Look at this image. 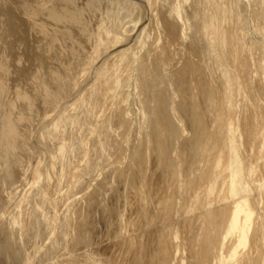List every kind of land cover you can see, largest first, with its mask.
I'll use <instances>...</instances> for the list:
<instances>
[{
	"label": "rangeland",
	"instance_id": "obj_1",
	"mask_svg": "<svg viewBox=\"0 0 264 264\" xmlns=\"http://www.w3.org/2000/svg\"><path fill=\"white\" fill-rule=\"evenodd\" d=\"M103 1L89 26L97 45L101 43L98 57L106 66L105 75L93 77V86L98 84L97 89L92 87L95 103L90 108L93 105L95 111L93 107L89 116L88 109L81 113L80 119L87 115V120L73 131L77 143L67 157V168L73 167L66 174L71 198L61 209L72 204L68 243L80 237L82 225L86 229L88 240L76 251L91 262L79 263L152 264L157 252L164 264H264V0H135V8L130 7L132 0ZM0 3L17 4L16 0ZM98 19L101 25L96 26ZM4 40L0 32V44ZM96 41H67L63 54L70 65L64 62L61 69L67 65L72 68L66 69H71L68 74L75 69L80 71L77 79L85 78L90 62L98 59ZM70 47L74 52H69ZM80 61H89L87 68ZM70 92L61 99L67 105L59 103L46 111V119L35 111L25 127L31 141L45 131L42 121L47 125L54 115L67 112ZM75 108L73 112L79 114L80 104ZM92 113L97 119L90 121ZM85 121H90L89 129ZM104 128L111 130L107 133ZM54 138L61 146V140ZM91 166L96 169L91 171ZM244 198H249L254 211L249 241L239 248L235 260L222 262L220 257L228 253L235 236L222 240L226 226L217 223L219 214L228 213L233 202ZM212 214L218 217L212 219ZM51 235L39 241L38 250L50 244Z\"/></svg>",
	"mask_w": 264,
	"mask_h": 264
},
{
	"label": "bare ground",
	"instance_id": "obj_2",
	"mask_svg": "<svg viewBox=\"0 0 264 264\" xmlns=\"http://www.w3.org/2000/svg\"><path fill=\"white\" fill-rule=\"evenodd\" d=\"M132 1H133L132 3L130 2V7L133 6L135 8V5H134L135 0H132ZM16 2L17 4L15 5L12 4V6H7V5L5 6L4 3H0V32L3 34V37L5 38V40L3 41V44H0V264H80L79 260H82L81 262H83V260L85 259V262H86V260L88 261L89 259V258L88 259L86 258L87 255L85 256L83 255L84 259L83 257L78 256L79 252L76 251L78 250L77 249L78 244L83 245L81 243L86 242V240H88L87 239L88 237H86V234H85L86 229L84 225H82L79 229L80 237H78L76 241H72L68 243V241H66V237H68L66 233V227H69L70 219L72 221V218H71L72 216L70 217V214H69L70 213L69 209H72L71 208L72 204L69 205V208H67L68 210L61 211V209L64 203L67 202V205H68L69 198H71L70 197L71 195L68 196L69 190L67 191V188H66V186L69 183L68 181L70 180V178H67L66 174L68 173V169H69V172H71L70 169L73 166H71V168H67L69 164L68 162H70V160H68L67 157L69 156L71 152H73V149L77 143L76 137H73V136H75L74 133H76L77 130L79 129L78 127V129L75 130L77 128V125H79V123L82 120L80 119L81 117L79 116H81L80 115L81 113L83 115L87 109H88L87 115L88 113L90 114L89 109H93L94 107L92 105V108H90L91 103L93 102L91 100V94L94 93L92 91L93 89L92 87H94L95 85L97 87L98 83L93 86L92 84L93 77H95V79H98L96 77H98L99 75L100 76L105 75L104 72L106 70V66H103V62L100 64V61H99V57H100L99 53H101L100 52L101 43L99 42L98 44L100 46L99 47L97 45L98 41H96L97 40L96 36H94L96 40L93 37V31H94L93 27L89 26V21L92 19L95 20L94 16L100 14L99 12H101V9H102V7L100 6L102 4L100 3L104 1L103 0H16ZM19 11L23 13L22 16ZM29 14L33 16V21L30 20L28 16ZM97 25H101L100 20L98 23L96 22V26ZM117 25L119 26L118 23ZM100 27L101 26H98L96 28H99L98 30H100L101 29ZM30 33L33 36L32 39L30 38L32 42L29 39ZM117 35H120V34H117ZM129 37L131 38V36ZM97 38L99 41H104V40H101L103 37L100 38V36H98ZM124 38H127V37H124ZM91 39L92 41H96L95 47L98 50L96 49V52L94 51L95 52L94 54L97 55L98 59H95V60H98L99 64L98 63L96 64L97 61L95 62V60L92 63L90 62V67H89L90 69L88 68L89 73L86 76L84 75L85 78L83 79H77V75L79 74L80 71L79 72L74 71L75 69L73 70L71 75L68 74L72 68L68 67L67 65H65L64 68L62 67L64 70L61 69V66L63 65L64 62L65 64L68 63V65H70L69 61H66L67 58L64 57V54H63L64 48L66 46V42L67 41H70V42L71 41H86V40L91 41ZM116 41L118 40L116 39ZM124 43H127V42L125 41ZM123 46H125V44ZM73 50L74 49L70 47L69 52H74ZM124 50H127V49L124 48ZM78 53L80 52L78 51ZM83 54H85V52ZM85 55H87V53ZM76 56H78L77 53H76ZM80 56L82 57L83 55L80 53ZM75 58L76 57H74V59ZM85 58H88V55L87 57L85 56ZM110 58L109 60H111ZM11 60L14 61L12 63L14 65L13 67L10 66ZM104 61H107V60L105 59ZM80 62L82 63L81 67L83 68L86 67L87 64H89L88 63L89 61H86V62L80 61ZM110 62L108 61V63L106 64L109 65ZM95 64L96 66H94ZM190 67L192 66L190 65ZM68 68H71L69 69V72L66 71V69ZM107 74L108 73H106V75ZM108 76H110V79H112L111 78L112 75H107L106 78ZM74 78H76L77 80V81L75 80L76 81L75 84L77 86L74 83H72L73 81H71ZM99 81L101 82L100 79ZM104 81L106 82V80ZM108 81H111V80L108 79ZM94 83H96V80H94ZM102 85L104 86L106 84L102 83ZM108 86L109 88L110 86L114 87V84L113 85L110 84ZM99 87H101V85ZM70 90L73 93L71 94V97H69L70 101H69L68 107L70 108L66 107L68 109L67 112H64V114L60 112L61 115L60 114L54 115L52 117V120L50 118L51 121L49 120L47 125H46V122L42 121L41 125L39 124L40 127L42 126V128H44L43 130H45L41 133L42 137L41 135L37 134L36 135L37 137L35 138L34 137L35 135H34L33 138L35 139H33L34 141H31V136H27L25 127H28L27 125L31 124L30 121L35 111L38 110L36 112L37 115H41V116L43 115V117H45L46 115H44V113H46V111L54 110L56 107H58L59 103H60L59 106L61 105L62 107V105H65L68 102V101L62 102L65 99L63 98V96L66 95V93L70 92ZM111 91H112V87H111ZM104 93L105 92H103L102 94ZM107 93H108V90H107ZM98 97H100V95ZM94 100L96 99L94 98ZM74 101H77L76 103L77 104L79 103L80 107H82L81 110L80 109L78 110L79 114H77V112L76 113L73 112L79 106L78 105L75 108L77 104L75 105ZM99 101H102V99ZM73 104L75 106H74V110L73 111L71 110L72 111L71 112L70 109L72 108L71 106H73ZM95 108L96 107H94V111H95ZM90 111H93V110H90ZM93 115L96 116V113L95 114L92 113L90 115V118H89L90 121L93 120L94 118ZM86 117H83L84 118L83 120L85 119L87 120ZM94 119H97V117ZM90 121H87V122L85 121L87 123V125H84L85 128L88 127L89 129ZM107 123L108 121L106 122V124ZM106 124H103V125H106ZM107 126H105V128L108 130L109 127L107 128ZM106 129L105 131L107 132ZM100 130H103V129L100 128L99 132ZM82 132H84L83 129H82ZM82 132L78 134H81ZM85 132H87V130ZM84 135H86V133ZM84 135H82L81 138L85 139L86 137L84 138L83 137ZM78 136L80 137V135ZM52 137L53 138L58 137L59 141L61 140L60 141L61 146L56 144L57 146H59L57 148V146L54 143V140H56V138H54L53 140ZM43 138L45 140H43ZM71 138H73L75 141ZM80 139L78 140V142L82 143V140L80 141ZM194 139L196 143V137ZM62 141H63V144H62ZM81 143H78V145ZM197 143H198V140H197ZM82 144L84 145L85 143H82ZM88 147L90 146L88 145ZM42 150H44V152ZM77 151L80 153L79 149ZM76 152L74 151L75 154ZM81 154L83 155V153ZM76 158L77 157L75 156V159ZM74 164H76V162L73 163V165ZM77 165L78 164H76L75 167ZM87 168H88V165H87ZM93 168L91 166V171ZM87 171L85 172L86 174H87ZM76 177H79V175ZM71 187L72 189L71 188L70 189L73 190L74 187L73 186ZM71 192H74V191H71ZM248 199L249 198H244L242 200L233 202L232 205L230 206L228 213L226 211L222 213L221 215L219 214L221 212H218V214L220 215L219 217L220 219H219V222L217 223L218 224L221 223L222 225H224V227L226 226L225 227L226 231L222 237V240L226 239V237H229V236H232V237L233 235L235 236V239L234 238L232 239L233 241L232 243L229 244V246L228 244H226L228 246L227 248L228 253L226 255H224V253L221 255L220 257L221 261L222 260L223 261L235 260L236 255L238 254L239 248L241 246H245L247 242L249 241L248 233L250 230L254 211ZM213 215L214 214L211 215L212 219H213ZM70 226H73V225H70ZM52 233L54 237L51 235L53 238L51 239L50 244L48 246L46 245L45 248L41 247L38 250L37 249L38 246L39 245L42 246V244L39 241H43L47 239L49 235ZM159 247L158 249H160ZM206 247L207 246H205L204 249H206ZM209 250H210V247H209ZM205 251H208V248ZM154 253L155 254H153L154 256H153L152 264H164V261H165L164 257H159L157 252H154ZM202 254H204V252ZM149 259H152V258H149ZM89 260L91 262V259ZM92 263H93V260H92Z\"/></svg>",
	"mask_w": 264,
	"mask_h": 264
}]
</instances>
